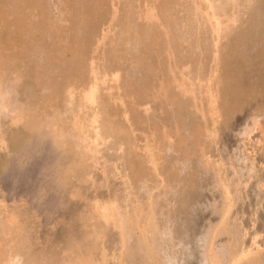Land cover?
Wrapping results in <instances>:
<instances>
[{
    "label": "rangeland",
    "instance_id": "rangeland-1",
    "mask_svg": "<svg viewBox=\"0 0 264 264\" xmlns=\"http://www.w3.org/2000/svg\"><path fill=\"white\" fill-rule=\"evenodd\" d=\"M0 90V215L29 256L264 261V0H0Z\"/></svg>",
    "mask_w": 264,
    "mask_h": 264
},
{
    "label": "bare ground",
    "instance_id": "bare-ground-1",
    "mask_svg": "<svg viewBox=\"0 0 264 264\" xmlns=\"http://www.w3.org/2000/svg\"><path fill=\"white\" fill-rule=\"evenodd\" d=\"M5 86H6V84H5ZM1 91V90H0ZM9 92V91H8ZM10 93V92H9ZM5 95H6V93H5ZM9 96H10V94H8ZM7 97V96H6ZM15 97V96H14ZM13 97V98H14ZM8 100V99H7ZM10 101V100H9ZM14 102H16V103H14V106L13 107H9L11 104H8L7 102H5V100H3V95H2V92H0V117L1 116H10V114H11V112L10 111H13L14 109H12V108H18L16 105H18V103H17V100H14ZM18 110H19V108H18ZM21 111V110H20ZM16 114V113H15ZM14 114V117L12 118V120L13 119H15V121H17V120H19L18 118H20V117H18V116H16ZM20 114V113H19ZM19 114H17V115H19ZM5 118V117H4ZM21 120V119H20ZM13 122V121H12ZM14 123V122H13ZM2 127H3V125H2ZM69 128V127H68ZM3 129V128H2ZM0 130H1V126H0ZM3 133V132H2ZM2 135L3 134H0V149L2 148V149H4V147H5V140H4V138L2 137ZM64 135V134H63ZM69 137V136H68ZM8 151V150H7ZM259 193V192H258ZM137 200V199H136ZM100 206V205H99ZM115 207V206H114ZM88 209H89V207H88ZM142 209V208H141ZM124 210H125V208H124ZM223 210V209H222ZM6 211V210H5ZM91 211H92V213H94L95 215L93 216V217H97L98 219L100 218V219H104L105 221H110L111 223H112V225L114 224L113 223V218H114V215L116 214V213H114L113 211H111V209L110 208H108V207H103L102 209L101 208H97L96 206H93L92 207V209H91ZM118 211V210H117ZM4 214V213H3ZM133 215V214H132ZM135 215V214H134ZM125 216V215H124ZM129 216V215H128ZM80 217H83V215L82 216H80ZM87 217H88V215H87ZM91 217V216H90ZM115 217H117V215L115 216ZM122 217V216H121ZM120 217V218H121ZM130 217V216H129ZM135 217V216H134ZM206 217V216H205ZM85 218V217H84ZM123 218V217H122ZM88 218H86V221H89V220H87ZM134 219V218H133ZM23 220H24V216L23 217H18V216H16V215H13V214H11V213H5L3 216L2 215H0V222L2 223V224H4V225H6V227H7V229H8V233L9 232H12V233H15V234H12L13 236H15L16 235V239H14V240H17L18 241V244H16V246H18L19 248H20V250H17V252H15V253H13V254H11L10 256L8 255V258L6 259V260H4L2 263L3 264H96V263H94V262H92L91 261V259L89 258V257H87V256H84L82 253H81V247H80V243L81 242H79V241H74V240H72L71 241V239H70V241L72 242V244L74 243L75 245H77V247L76 248H73V247H71L70 245H71V243H69L70 241H69V239H68V241L69 242H66L65 240L63 241V242H65L64 244H63V247H61V249H59V251L61 250V255L59 256V259L58 260H52V258L50 259V258H48L49 256H45V255H42V256H40L39 258H35L34 256L33 257H31V256H29L28 254H27V252H28V250H29V248H23V245L26 243V241H28L27 240V238H28V235H30V234H26V232H24V229L25 228H23ZM79 220V219H78ZM82 220V219H81ZM85 220V219H84ZM137 220V219H136ZM99 221V220H98ZM103 221V220H102ZM134 221V220H133ZM132 221V222H133ZM140 221V220H139ZM154 221V220H153ZM95 222H96V220H95ZM114 222H116V221H114ZM136 222V221H135ZM141 222H143V221H141ZM152 222V221H151ZM248 222V221H247ZM100 223V222H99ZM106 223V222H105ZM110 223V224H111ZM148 223V222H147ZM69 224V223H68ZM67 223L65 224V228L67 229V227L69 226ZM85 224V223H84ZM103 224V226H104V223H102ZM109 224V225H110ZM118 224V223H117ZM125 224V223H124ZM127 224V223H126ZM131 224V223H130ZM3 225V226H4ZM100 225V224H99ZM106 225V224H105ZM108 225V224H107ZM111 225V226H112ZM132 225V224H131ZM143 225V224H142ZM154 225V224H153ZM152 225V226H153ZM156 225V224H155ZM184 225V224H183ZM0 226H2V225H0ZM25 226V225H24ZM121 226L123 227V225L121 224ZM127 226V225H126ZM139 226V225H138ZM137 226V227H138ZM185 226V225H184ZM5 227V228H6ZM142 227V226H141ZM127 228V227H126ZM126 228H125V230H126ZM136 228V227H135ZM144 228V227H143ZM146 228V227H145ZM145 228H144V230H145ZM148 228H150L149 226H148ZM156 228V227H155ZM188 228V227H187ZM2 229V228H1ZM115 229V228H114ZM122 230H123V228H121ZM120 230V229H119ZM118 230V231H119ZM128 230H131L130 228H128ZM143 230V231H144ZM150 230V229H149ZM152 230V229H151ZM223 230V229H222ZM6 231V230H5ZM66 231V230H65ZM2 232V231H1ZM31 232V231H30ZM75 232V231H74ZM117 232V231H116ZM128 232H130V231H128ZM128 232H124L125 233V236H126V233H128ZM133 232V231H132ZM146 232V231H145ZM147 232H150V231H147ZM118 233V232H117ZM123 232L121 231V234H122ZM143 233V232H142ZM75 234V233H74ZM130 233H128V235H129ZM133 234V233H132ZM144 234V233H143ZM147 234V233H146ZM150 234H152V233H150ZM238 234V233H237ZM11 235V236H12ZM80 235V234H79ZM78 235V236H79ZM131 235V234H130ZM140 235V234H139ZM142 235V234H141ZM149 235V234H148ZM147 235V236H148ZM31 236V235H30ZM117 236V235H116ZM132 236V235H131ZM4 237H6L5 235H4ZM81 237V236H80ZM118 237V236H117ZM127 237V236H126ZM138 237V236H137ZM142 237V236H141ZM152 237H155V236H152ZM9 238H11V237H9ZM68 238V237H67ZM66 238V239H67ZM119 238V237H118ZM130 238V237H129ZM132 238V237H131ZM131 238L130 239H126V240H131ZM144 238H146V237H144ZM144 238H142V240L144 239ZM156 238V237H155ZM12 239H13V237H12ZM63 239V238H62ZM90 239V238H89ZM124 239V238H123ZM134 238H132V240H133ZM141 239V238H140ZM139 238H138V240L139 241H141ZM215 239V238H214ZM11 240V239H10ZM81 240V239H80ZM86 240V239H85ZM135 240V239H134ZM145 241H146V239H144ZM147 240H150V237H149V239L147 238ZM139 241L137 242V243H139ZM218 241V240H217ZM60 242V241H59ZM87 242V241H86ZM93 242V241H92ZM120 242H121V240H120ZM123 242H124V240H123ZM129 242V241H128ZM127 242V243H128ZM130 242H132V243H130V244H134V242L133 241H130ZM142 242V241H141ZM140 242V243H141ZM152 243H154V239H153V241H151ZM17 243V242H16ZM70 244V245H66V244ZM126 243V244H127ZM136 243V240H135V244H137ZM144 243V242H143ZM149 243H150V241H149ZM155 243H156V240H155ZM209 243V242H208ZM213 243V242H212ZM216 243H218V242H216ZM5 244H7L8 245V243H5ZM15 244V243H14ZM125 243H124V245H126ZM128 245V246H131V245ZM215 244V243H214ZM118 245V244H117ZM120 245H122V243L120 244ZM140 245H142V246H144V244H140ZM148 245V244H147ZM151 245V244H150ZM61 246V245H60ZM135 246V245H134ZM145 246H146V242H145ZM153 246H154V244H153ZM153 246H150V247H153ZM213 246V245H212ZM215 246H217V245H215ZM215 246L214 247H212L213 249L215 248ZM222 246H224V244L223 245H218V247H219V249H221L222 250ZM11 247V246H10ZM26 247H28V246H26ZM127 247V246H126ZM125 247V249H127ZM136 247V246H135ZM147 247V246H146ZM182 247V246H181ZM205 247H209V246H207L206 244H205ZM222 247V248H221ZM234 247V246H233ZM239 247V246H238ZM245 247V246H244ZM9 248V247H8ZM13 248H15V247H13ZM12 248V249H13ZM17 248V247H16ZM138 249H135L136 251L137 250H139V247H137ZM140 248H142V247H140ZM147 248H149V247H147ZM156 248L158 249V247L156 246ZM211 248V251L213 250ZM11 249V250H12ZM152 249V248H151ZM156 249V250H157ZM159 249H160V247H159ZM180 249V248H179ZM216 249V248H215ZM14 250V249H13ZM142 250V249H141ZM146 250L147 249H145V252H146ZM245 250H246V248H245ZM244 250V252L246 253V251ZM249 249H247V251H248ZM251 250H254V249H252V248H250V251ZM9 251L10 250H8V253H9ZM32 251V250H31ZM144 251V250H143ZM143 251H141L142 252V254L144 253ZM147 251H149L150 252V249L149 250H147ZM205 251H206V248H205ZM205 251H203V252H205ZM210 251V250H209ZM215 251V250H214ZM220 250H218V252H219ZM223 251V250H222ZM240 251V250H239ZM243 251V250H242ZM85 252V251H84ZM138 252H140V251H138ZM137 252V253H138ZM153 252V251H152ZM155 252V251H154ZM216 252V251H215ZM218 252H216V253H218ZM227 252H229L228 250H227ZM86 253V252H85ZM157 253V252H156ZM178 253V252H177ZM211 253H213V251L211 252ZM224 253H226V252H224ZM237 253V252H236ZM240 253H242V252H240ZM249 253V252H248ZM255 253V252H254ZM257 253V252H256ZM258 253H260L261 254V252H258ZM4 254V253H3ZM87 254V253H86ZM85 254V255H86ZM209 254H210V252H209ZM219 254V253H218ZM217 254V255H218ZM223 254V253H222ZM229 254H231L230 252H229ZM235 254V253H234ZM252 254V253H251ZM260 254L258 255V257L260 256ZM263 254V253H262ZM141 255V254H140ZM145 255V254H144ZM143 255V256H144ZM147 255H148V252H147ZM205 253H204V255L202 254V255H200V257H199V259H197L198 261H200L198 264H212L213 262L215 263V264H227V262H225V261H223V260H225V257H224V259L222 258V256H216V257H219L217 260H216V257L214 258V257H212V259H210L209 257L207 258V257H205ZM215 256V254L213 253L212 254V256ZM219 255H221V252H220V254ZM228 255V254H227ZM236 255V257L238 258V254H235ZM240 255V254H239ZM242 255V254H241ZM245 255V254H244ZM249 255H250V253H249ZM253 255V254H252ZM252 255H250V260L252 259ZM254 255H256V254H254ZM180 256V255H179ZM207 256V255H206ZM224 256H226V254L224 255ZM262 256H264V254L262 255ZM94 257H96V256H94ZM118 257V256H117ZM197 257V256H196ZM211 257V256H210ZM222 259H221V258ZM230 257H232L231 255H230ZM229 257V258H230ZM242 257V256H241ZM245 257V256H244ZM247 257V256H246ZM5 258V257H4ZM56 258V257H55ZM131 258V257H130ZM147 258H148V256H147ZM215 260H214V259ZM228 258V259H229ZM234 258V257H233ZM232 258V259H233ZM95 259V258H94ZM196 259V258H195ZM221 259V260H220ZM226 259H227V256H226ZM241 259H243V258H241ZM241 259H240V261H241ZM259 259H260V257H259ZM259 259H256V260H259ZM262 259V258H261ZM3 260V259H2ZM1 260V261H2ZM97 260V259H96ZM125 260V259H124ZM180 260V259H179ZM214 260V261H213ZM234 260V259H233ZM264 259H262V261H263ZM127 261H129V260H127ZM131 261V260H130ZM230 261H231V259H230ZM240 261H239V264H241L240 263ZM244 261H246V260H242V264H244ZM247 261H248V259H247ZM259 261H261V260H259ZM167 262V261H166ZM177 262V261H176ZM235 262V261H234ZM264 262V261H263ZM259 263V264H264V263ZM213 263V264H214ZM231 263V262H230ZM249 263V262H248ZM247 263V264H248ZM251 264H253V262L251 261L250 262ZM257 264H258V261L256 262ZM115 264V263H114ZM120 264V263H119ZM124 264V263H123ZM235 264V263H234ZM237 264V263H236ZM246 264V263H245Z\"/></svg>",
    "mask_w": 264,
    "mask_h": 264
}]
</instances>
